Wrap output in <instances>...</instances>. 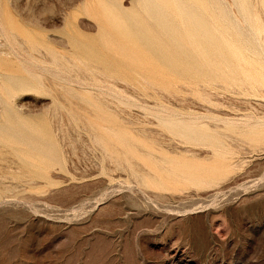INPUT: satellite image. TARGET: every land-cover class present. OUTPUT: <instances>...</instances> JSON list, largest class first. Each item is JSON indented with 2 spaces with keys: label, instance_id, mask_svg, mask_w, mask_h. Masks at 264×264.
Wrapping results in <instances>:
<instances>
[{
  "label": "rangeland",
  "instance_id": "374dc122",
  "mask_svg": "<svg viewBox=\"0 0 264 264\" xmlns=\"http://www.w3.org/2000/svg\"><path fill=\"white\" fill-rule=\"evenodd\" d=\"M0 264H264V0H0Z\"/></svg>",
  "mask_w": 264,
  "mask_h": 264
}]
</instances>
